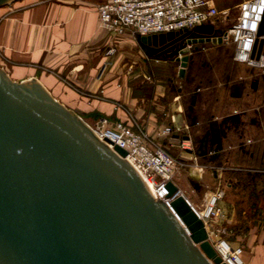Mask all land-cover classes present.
Returning <instances> with one entry per match:
<instances>
[{
	"label": "water",
	"instance_id": "obj_1",
	"mask_svg": "<svg viewBox=\"0 0 264 264\" xmlns=\"http://www.w3.org/2000/svg\"><path fill=\"white\" fill-rule=\"evenodd\" d=\"M223 33L198 25L137 38L178 61L183 78L190 47L221 44ZM250 58H264V11ZM111 144L36 78L0 67V264H226L178 186L165 184L169 206L156 199Z\"/></svg>",
	"mask_w": 264,
	"mask_h": 264
},
{
	"label": "crops",
	"instance_id": "obj_2",
	"mask_svg": "<svg viewBox=\"0 0 264 264\" xmlns=\"http://www.w3.org/2000/svg\"><path fill=\"white\" fill-rule=\"evenodd\" d=\"M104 1L16 0L0 7V67L16 81L36 78L89 126L100 117L139 126L166 143L189 175L209 169L215 184L230 181L219 221L231 229L230 242L242 246L244 264H264V181L252 178L264 179V67L247 65L248 81L220 82L210 93L199 83L175 87L172 60L144 52L137 36L114 37L99 27ZM110 46L116 51L106 56ZM189 50L191 62L195 49ZM188 70L180 79L189 85L196 80ZM164 126L173 130L172 145L160 135Z\"/></svg>",
	"mask_w": 264,
	"mask_h": 264
},
{
	"label": "built area",
	"instance_id": "obj_3",
	"mask_svg": "<svg viewBox=\"0 0 264 264\" xmlns=\"http://www.w3.org/2000/svg\"><path fill=\"white\" fill-rule=\"evenodd\" d=\"M237 8L238 17L224 29L222 42H227V38L231 37L235 60L251 67H264V60L255 61L250 58L258 24L264 11V0H243ZM220 13L213 0H105L97 6L99 27L114 37L126 33L133 36H147L183 32L193 30L198 25L218 27ZM115 51V47L110 46L104 54L110 56ZM90 128L110 147L113 143L124 148L128 162L145 181L148 180L154 185L153 196L169 206L171 198L167 197L165 184L169 180L173 181L175 171L183 163L169 152L166 143L157 141L139 126L120 120L112 121L107 117L98 118ZM172 133L170 126H164L160 130V135L168 137L169 145H172ZM179 146L187 149L183 142ZM227 186H230V181H226L223 186L217 185L214 190L207 193L199 210L180 189L179 191L199 217L198 212L205 214L206 221L200 218L207 226V222L222 215L223 210L219 200L223 198ZM206 230L208 238L211 233L216 234V239L210 243L222 262L244 264L242 246L233 245L227 238L231 233L230 229L220 224L211 232L207 227Z\"/></svg>",
	"mask_w": 264,
	"mask_h": 264
},
{
	"label": "rangeland",
	"instance_id": "obj_4",
	"mask_svg": "<svg viewBox=\"0 0 264 264\" xmlns=\"http://www.w3.org/2000/svg\"><path fill=\"white\" fill-rule=\"evenodd\" d=\"M215 5L220 13V28H227L229 27L238 17V8L235 4L239 3L242 0H214ZM230 5V6H229ZM238 5V4H237ZM212 43L208 42L205 44L198 45L200 49V53L193 52L191 54V62L188 72V78L192 80L193 73L194 79L189 85L184 83L183 79H180L177 76V68L179 66V62L172 60L173 63L170 67L171 69V83L175 87H182L184 89L190 88L195 83H199L200 85L204 86L206 89L205 93H210L214 88H217L216 85L218 83H224V85H228V83L233 82L235 80H239L241 77L248 78L246 81L249 80V67L245 63L239 62L234 59V45L231 37L227 38V42L224 41L221 44L211 45ZM202 62L203 67H197V64ZM192 68V70H190ZM258 74L257 70L253 71V75ZM184 78V77H183ZM259 79V77H256ZM215 85V86H214ZM262 86V84H260ZM213 87V88H212ZM256 90H254V94ZM211 97H209L210 99ZM254 102L260 101L261 97V88L258 90L257 96H253ZM202 161V160H201ZM208 169V168H207ZM209 170V169H208ZM204 171L199 175V172L196 169H191L190 175L188 174V168L186 165L181 164L178 166V169L175 171L173 176V181L178 185L180 191L189 199V201L195 206L196 209H201L203 199L207 193V191L213 190V188L217 185L215 184L210 171ZM199 186L194 187L196 179H198ZM201 178V179H200ZM252 178L255 181L262 182L264 181L262 175L260 173H254ZM227 188V187H226ZM224 197V196H223ZM220 219H213L207 222V229L208 231H213L214 228H217L220 224L224 225V223H220ZM230 229V228H228ZM243 229V227H242ZM231 230V229H230ZM229 235H232L229 233ZM229 235L227 238L229 239ZM209 241L213 242L216 239V234L211 233L209 235Z\"/></svg>",
	"mask_w": 264,
	"mask_h": 264
},
{
	"label": "bare ground",
	"instance_id": "obj_5",
	"mask_svg": "<svg viewBox=\"0 0 264 264\" xmlns=\"http://www.w3.org/2000/svg\"><path fill=\"white\" fill-rule=\"evenodd\" d=\"M145 182H146L147 187L149 188L150 192H151L152 194H154V193H155V187H154V185L152 184V182H150V181H148V180H146ZM198 213H199L200 217H202L203 220L206 221V219H205V214H204L203 212H198ZM205 227H206V226H205ZM207 233H208V232H207Z\"/></svg>",
	"mask_w": 264,
	"mask_h": 264
},
{
	"label": "trees",
	"instance_id": "obj_6",
	"mask_svg": "<svg viewBox=\"0 0 264 264\" xmlns=\"http://www.w3.org/2000/svg\"><path fill=\"white\" fill-rule=\"evenodd\" d=\"M194 52L200 53V49H199V48H197V49H195V51H194ZM190 65H191V64H190V62L188 61V64H187V66H188V67H190ZM203 65H204V64H202V62H199V64H197V67H199V68H200V67H203Z\"/></svg>",
	"mask_w": 264,
	"mask_h": 264
}]
</instances>
